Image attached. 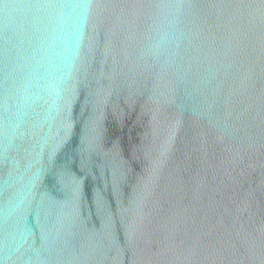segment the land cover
Instances as JSON below:
<instances>
[{
    "label": "water",
    "instance_id": "obj_1",
    "mask_svg": "<svg viewBox=\"0 0 264 264\" xmlns=\"http://www.w3.org/2000/svg\"><path fill=\"white\" fill-rule=\"evenodd\" d=\"M0 264H264V0H0Z\"/></svg>",
    "mask_w": 264,
    "mask_h": 264
}]
</instances>
